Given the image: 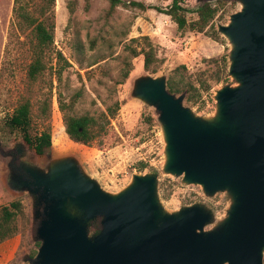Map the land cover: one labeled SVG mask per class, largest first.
<instances>
[{"label": "water", "instance_id": "95a60500", "mask_svg": "<svg viewBox=\"0 0 264 264\" xmlns=\"http://www.w3.org/2000/svg\"><path fill=\"white\" fill-rule=\"evenodd\" d=\"M217 1L198 0V6ZM233 1L241 10L218 30L232 45L229 76L237 84L217 91L213 118L195 116L185 95L170 93L166 77L143 75L133 88L158 114L163 172L200 185L209 197L227 193L225 218L206 231L215 222L212 210L167 211L154 174H136L114 194L75 155L49 152L45 168L13 157L7 186L35 198L41 245L30 264H264V0ZM93 221L100 232L90 236Z\"/></svg>", "mask_w": 264, "mask_h": 264}, {"label": "rangeland", "instance_id": "374dc122", "mask_svg": "<svg viewBox=\"0 0 264 264\" xmlns=\"http://www.w3.org/2000/svg\"><path fill=\"white\" fill-rule=\"evenodd\" d=\"M122 1H140L164 9L171 4V0ZM187 3L191 8L198 6V0ZM70 5L75 8L73 16ZM13 6L14 0H0V210L13 202H19L21 209L14 221L16 236L0 243V264H30L41 243L35 234V198L27 192L12 191L5 182L7 166L13 157L40 168L48 163V153L36 155L23 147L19 133L2 128L3 121L25 101L33 105L32 134L40 130L41 105L46 100L51 103L52 156L75 155L105 191L119 193L134 175L154 174L159 180L161 205L167 211L194 205L212 210L215 222L206 231L224 219L231 203L227 193L209 197L200 185H187L182 176L163 172L166 144L158 114L154 107L133 96V88L135 79L143 75L167 80L184 77L193 86L189 92L177 95H185L184 106L197 117L213 118L217 112V91L237 84L229 76L232 45L218 29L230 23L231 15L241 10V4L226 1L220 6L213 30L197 33L179 30L169 16L156 10L119 6L110 11L109 0H57L55 42L47 70L37 81L28 76L32 62L30 31L17 29ZM143 37H148L156 48L161 61L157 73L145 70L143 55L132 56L130 49L141 51L148 47ZM58 53L69 63L62 83L55 75ZM127 62L132 63V70L123 80ZM202 81L206 83L204 87ZM59 92L66 101L76 93L81 95L76 105L77 115L99 114L119 103L102 146L97 143L86 146L68 137L59 107ZM21 149L28 154L21 157ZM142 164L146 165L144 170H140Z\"/></svg>", "mask_w": 264, "mask_h": 264}, {"label": "trees", "instance_id": "16d2710c", "mask_svg": "<svg viewBox=\"0 0 264 264\" xmlns=\"http://www.w3.org/2000/svg\"><path fill=\"white\" fill-rule=\"evenodd\" d=\"M57 0H14L13 18L17 29L24 32L30 31L32 62L28 69V76L32 81H37L47 70L48 59L51 57L52 48L55 42V6ZM111 7L110 11H114L119 6L125 8L138 9L141 11L156 10L161 14H165L178 26L181 31H191L197 33L208 32L213 30V22L218 17L221 11L220 6L226 4V1L234 2L233 0H218L216 3H205L196 8H191L187 0H171V4L167 8H161L154 5H147L140 1H122L109 0ZM70 16L75 14L74 6L69 7ZM196 15V17H190ZM148 42V47L137 51L130 49L133 57L143 55L144 68L150 73H157L161 66V61L158 58L155 46L149 42L148 37H143ZM139 40V39H137ZM136 40V41H137ZM62 62L64 63L62 64ZM93 63L92 65H95ZM69 65L62 53L57 54V64L55 67V75L59 83L63 81V73ZM132 70V63L127 62L126 68L123 71V80L129 77ZM173 76L168 79V90L170 93L180 95L189 92L193 88L184 77L181 80ZM205 81H202L201 86H205ZM208 89V87H207ZM81 95L76 93L71 96L69 101L62 92H59V107L63 114L65 131L68 137L79 144L92 146L98 144L103 145L105 137L109 134V129L112 119L115 118L120 105L117 102L115 107H107L106 111L99 114H83L77 115L76 105L79 102ZM188 101H191L187 98ZM41 126L39 132L32 134L34 126L33 105L30 101L21 103L7 117L2 128L10 133H19L23 140V147L38 155H45L52 150V133H51V103L43 102L40 107ZM146 165L142 164L140 170H144ZM21 209L19 202H13L9 206H5L0 210V243L7 239L16 236L17 230L14 221ZM90 236H95L100 232L99 221H93L89 225ZM41 243L39 244V246ZM34 254L32 256L35 257Z\"/></svg>", "mask_w": 264, "mask_h": 264}]
</instances>
